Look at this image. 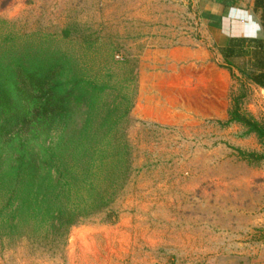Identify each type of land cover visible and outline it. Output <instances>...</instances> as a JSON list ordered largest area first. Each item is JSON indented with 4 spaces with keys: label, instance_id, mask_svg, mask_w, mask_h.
Instances as JSON below:
<instances>
[{
    "label": "rangeland",
    "instance_id": "obj_1",
    "mask_svg": "<svg viewBox=\"0 0 264 264\" xmlns=\"http://www.w3.org/2000/svg\"><path fill=\"white\" fill-rule=\"evenodd\" d=\"M194 11L190 0H0V54L65 53L86 78L106 82V105L123 96L131 103L117 127L129 174L106 208L59 227L41 201L36 220L35 212L20 213L22 197L36 208L40 198L30 194L13 195L1 211L9 194L0 188V264H222L227 252L244 256L264 245V160L237 150L264 148L222 114L238 97L241 111L264 123V92L222 58L224 84L216 81L207 100L213 114L192 116L191 125L159 123L146 102L160 81L149 72L152 50L201 39ZM68 197L61 201L85 200Z\"/></svg>",
    "mask_w": 264,
    "mask_h": 264
},
{
    "label": "trees",
    "instance_id": "obj_2",
    "mask_svg": "<svg viewBox=\"0 0 264 264\" xmlns=\"http://www.w3.org/2000/svg\"><path fill=\"white\" fill-rule=\"evenodd\" d=\"M255 7L262 10L264 33V0H255ZM263 44L264 38H231L220 49L225 66L262 89ZM237 58L244 60L236 64ZM70 62L65 53L38 48L0 54V188L9 194L1 211L11 206L13 195L30 194L40 198L36 208L30 211V201L22 197L20 213L35 212L37 218L43 211L41 201L59 227L106 208L130 169L126 140L117 127L131 103L123 96L124 103L106 105V82L86 78ZM233 122L241 124L245 134H254L264 148V123L242 112L238 97L231 100L224 124ZM237 150L244 159L264 160L262 153ZM100 178L105 187L97 190ZM72 192L85 200L61 201Z\"/></svg>",
    "mask_w": 264,
    "mask_h": 264
},
{
    "label": "crops",
    "instance_id": "obj_3",
    "mask_svg": "<svg viewBox=\"0 0 264 264\" xmlns=\"http://www.w3.org/2000/svg\"><path fill=\"white\" fill-rule=\"evenodd\" d=\"M190 1L199 21L201 39L190 46L155 48L152 50V59L147 62L152 69L149 70L152 81L156 77L160 81L152 83L150 97L146 98L148 104L145 105L154 107L151 116L159 123L181 124L184 119V123L186 120L191 125L189 119L192 116L202 118L213 114L214 110L209 109L207 103L210 87L216 81L223 85L227 75L216 64L223 58L220 49L226 47L231 38H264L262 10L255 7V0ZM214 73L220 78L214 79ZM260 90L264 92V89ZM173 101L177 103L173 104ZM193 101L197 102V108H193ZM227 111L222 113L224 119L227 118ZM188 128L184 127V130ZM229 254L223 257L229 261L224 260L222 264H264V245L256 247L249 255L241 256L240 252ZM238 260H242V263Z\"/></svg>",
    "mask_w": 264,
    "mask_h": 264
}]
</instances>
